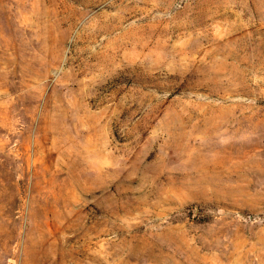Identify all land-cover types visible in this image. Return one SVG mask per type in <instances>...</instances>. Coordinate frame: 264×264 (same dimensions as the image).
<instances>
[{
  "label": "rangeland",
  "instance_id": "obj_1",
  "mask_svg": "<svg viewBox=\"0 0 264 264\" xmlns=\"http://www.w3.org/2000/svg\"><path fill=\"white\" fill-rule=\"evenodd\" d=\"M0 264H264V0H0Z\"/></svg>",
  "mask_w": 264,
  "mask_h": 264
}]
</instances>
